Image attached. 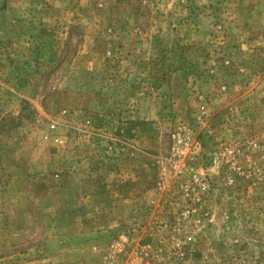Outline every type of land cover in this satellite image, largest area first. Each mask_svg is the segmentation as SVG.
Masks as SVG:
<instances>
[{
  "label": "rangeland",
  "instance_id": "374dc122",
  "mask_svg": "<svg viewBox=\"0 0 264 264\" xmlns=\"http://www.w3.org/2000/svg\"><path fill=\"white\" fill-rule=\"evenodd\" d=\"M134 263L264 264V0H0V264Z\"/></svg>",
  "mask_w": 264,
  "mask_h": 264
},
{
  "label": "built area",
  "instance_id": "2783aa9c",
  "mask_svg": "<svg viewBox=\"0 0 264 264\" xmlns=\"http://www.w3.org/2000/svg\"><path fill=\"white\" fill-rule=\"evenodd\" d=\"M53 128H55V125H52ZM148 255V252H146V256ZM134 264H138V263H134ZM140 264V263H139Z\"/></svg>",
  "mask_w": 264,
  "mask_h": 264
}]
</instances>
